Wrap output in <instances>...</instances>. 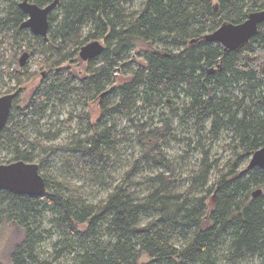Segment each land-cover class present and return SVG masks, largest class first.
Instances as JSON below:
<instances>
[{"label":"trees","instance_id":"trees-1","mask_svg":"<svg viewBox=\"0 0 264 264\" xmlns=\"http://www.w3.org/2000/svg\"><path fill=\"white\" fill-rule=\"evenodd\" d=\"M20 1L0 0V32L12 36L11 48H22L20 39L28 30L21 28L27 15ZM31 1L47 5L53 0ZM138 1L60 0L50 14L55 31L48 40L59 61L75 55L65 46L86 27L85 40L104 38L107 46L89 60L101 64L79 82L55 72L43 76L25 105L17 104L18 95L14 101L0 133V146L9 144L12 153L2 163H38L47 192L29 196L0 190V229L10 222L22 230L11 248V264H226L249 257H260L264 264V169L240 168L243 158L264 146V21L237 50L203 37L225 21H244L249 12L264 8V0H143L133 8ZM139 42L160 43L166 51L148 53L145 66L135 69L129 81L106 91ZM12 52L11 59L16 58ZM26 82L22 78L19 86ZM92 90L93 97L106 93L96 123L81 113L87 118L86 137L72 145L28 142L26 122L42 120L56 102L66 103L74 94L86 104L83 98ZM161 103L172 107L178 127L167 117L159 126L146 117ZM119 113L136 115L132 134L119 135L112 122ZM180 128L200 138L231 133L234 157L220 168L204 155L191 170L182 169L167 148L187 141L190 149L197 146ZM203 138L197 145L205 147ZM122 142L136 151L116 177ZM64 147L79 152L67 157V165L84 163L92 188L102 190L103 199L93 198L96 191L89 199L81 186L49 172V159ZM258 188L262 193L254 196ZM50 240L52 251L44 255ZM144 255L149 260L141 262Z\"/></svg>","mask_w":264,"mask_h":264},{"label":"rangeland","instance_id":"rangeland-1","mask_svg":"<svg viewBox=\"0 0 264 264\" xmlns=\"http://www.w3.org/2000/svg\"><path fill=\"white\" fill-rule=\"evenodd\" d=\"M142 2L143 0H139L135 5H132L133 8L140 7ZM214 3H216V1H214ZM59 13L60 11H55V14ZM54 27L55 25L52 26L48 34L49 40L54 34ZM88 34L89 27H86L79 34L74 44L73 42H69V44L65 46L66 52L74 51L75 55L71 59L61 62L59 59H56L51 55L50 49L53 47L49 40L35 38V35L29 29L26 30V34L23 38L21 37L20 39L23 44L22 48H11V44L13 42L12 36L6 32H0V96L20 90L17 98V104L19 106H23L27 103L29 97L38 86L43 76H50L55 72H59L61 78L74 80V82H79L80 78H85L89 75L92 69L101 64V60L99 59L93 63H90L89 60H83L79 55L81 47L95 39L100 40L105 46H107L104 38L85 40ZM12 51L17 54L16 58L11 59L13 55ZM165 51V48L160 43L139 42V44L131 50L130 56L123 60L120 66L116 68V71L113 73L114 81L111 85L108 84L106 91L107 89L110 91L114 87L120 86L129 81L132 78L135 69L145 66L146 61L144 57L148 53H163ZM24 52H28L29 57L26 65L21 66L19 60ZM6 58L8 59L7 61ZM24 77H26L27 82L19 86V83ZM94 93L95 91L92 90L89 93L90 95L88 99L83 98V101L86 104L76 100L75 94L71 95L70 99L66 103L56 102L55 104L57 105L55 108L53 110H49L42 120L37 122L30 120L29 122H26L24 130L25 134L29 138L28 142H37L35 140H42L48 145H68L70 143L72 145L78 140L86 137L84 130L87 126V118L86 116H81V113H86L91 123H96L101 115L100 105L102 96L99 94L93 97ZM164 98L167 99V97ZM168 101L170 102L171 100L168 99ZM171 103L172 102H170V104ZM156 109V113L147 114L146 117L154 118V120L157 121L158 126L161 125V119H165L167 117L170 119L174 127H178V118L171 112V106L161 103L156 106ZM143 111L145 110L142 109L139 113L142 114ZM163 114L165 115L164 117ZM71 116L76 118L69 123L68 118ZM133 116L136 115L134 114ZM133 116L119 113L115 114L112 118V122L116 124V128L120 136L122 133L132 134L134 132V129L130 128L133 124L131 121L133 120ZM140 116L141 115L139 114L138 117ZM81 119H83V121H81ZM178 130L180 134L183 133L184 136L191 138L193 141L192 144L197 146V148L194 147L190 149V143L187 141L184 143L173 142L167 148L169 155L176 160V163H178V166L182 169L189 167L187 170H191L192 166L194 167L199 164L204 155L210 164H217L220 168L223 167L232 157H234V146H229L231 144V133L229 134L228 132H223L219 137H213L210 134L206 135L204 138L202 137V143L205 146L202 147L200 144L197 145L202 138L197 137V135H192L187 131L186 133L182 132V128ZM92 133H94L93 130ZM29 144L30 143H28V145ZM38 148L41 149L40 147ZM189 149L190 151L188 152ZM72 151V149L66 147L57 151V154L53 155L49 159L51 160L49 172L52 175L59 176L67 181H70L74 185L81 186L80 189L85 193V196L89 197V199L92 195L91 192L96 191L95 195L92 196L95 200L100 201L104 198V192L95 187L92 188L91 183L93 182L92 180H89L88 174L85 172V164L79 160H75L74 163L67 165L69 162L67 157H70L71 155H79V152H77L76 155ZM135 151L136 149L130 146L127 142H122L120 144L119 149L117 150L118 159L115 164L116 169L118 170L115 174L116 177H120L119 173L125 169L127 170V167H125V165L128 164L127 159H129ZM11 153L12 148L9 144L0 146V163L6 160ZM251 157L252 155H250V158H243L241 160L240 168L242 170L247 169ZM181 171L182 170L179 169V173ZM215 173L216 170H214V173L212 174V180L214 179ZM209 199L208 208L211 210L214 208L215 197L212 196ZM21 238L22 230L20 228L17 229L10 222L3 224L0 229V262L3 264H11V248L13 244ZM43 250L44 255H49L51 253V240L44 243ZM225 253H227V251H225ZM148 260L149 257L147 255H144L141 258V262ZM226 264H262V261L260 257H249L236 262L226 261Z\"/></svg>","mask_w":264,"mask_h":264},{"label":"water","instance_id":"water-1","mask_svg":"<svg viewBox=\"0 0 264 264\" xmlns=\"http://www.w3.org/2000/svg\"><path fill=\"white\" fill-rule=\"evenodd\" d=\"M60 3L53 0L47 5H39L31 0H21L19 7L27 15V19L21 24V28L29 29L34 35L42 36L48 40L51 27L50 14ZM217 8V7H216ZM264 21V8L251 11L247 18L240 23L223 22L216 30L205 34L203 37L210 42L220 43L225 50H237L245 46L258 32L259 25ZM106 46L98 39L90 41L80 49V57L83 60L98 58ZM29 54L24 52L19 62L26 65ZM222 66V62L218 67ZM20 90L0 96V133L9 122L14 106V101ZM258 166L264 169V146L256 150L251 157L248 168ZM0 190H8L16 194L39 196L47 192L46 178L41 172L40 165L36 162L17 160L10 163H0ZM262 193L258 188L253 191L257 196Z\"/></svg>","mask_w":264,"mask_h":264},{"label":"flooded vegetation","instance_id":"flooded-vegetation-1","mask_svg":"<svg viewBox=\"0 0 264 264\" xmlns=\"http://www.w3.org/2000/svg\"><path fill=\"white\" fill-rule=\"evenodd\" d=\"M105 93H106V92H104L103 94H101V96L103 97Z\"/></svg>","mask_w":264,"mask_h":264}]
</instances>
